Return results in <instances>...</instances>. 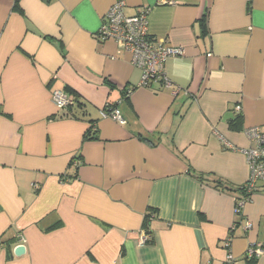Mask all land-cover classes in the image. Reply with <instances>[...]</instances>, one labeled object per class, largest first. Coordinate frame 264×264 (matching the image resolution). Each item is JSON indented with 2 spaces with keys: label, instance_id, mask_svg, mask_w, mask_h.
I'll use <instances>...</instances> for the list:
<instances>
[{
  "label": "crops",
  "instance_id": "obj_1",
  "mask_svg": "<svg viewBox=\"0 0 264 264\" xmlns=\"http://www.w3.org/2000/svg\"><path fill=\"white\" fill-rule=\"evenodd\" d=\"M116 1L0 0V264H247L249 249L264 264L263 182L234 213L245 132L264 131V0H121L183 51L169 89L135 88L130 57L97 37Z\"/></svg>",
  "mask_w": 264,
  "mask_h": 264
},
{
  "label": "built area",
  "instance_id": "obj_2",
  "mask_svg": "<svg viewBox=\"0 0 264 264\" xmlns=\"http://www.w3.org/2000/svg\"><path fill=\"white\" fill-rule=\"evenodd\" d=\"M125 2L116 1L104 16L97 37L102 41H114L118 47L130 57L133 67L140 71V80L135 88H150L155 84H161L164 88H171V83L165 74V63L168 59L183 55V51L169 44L167 41H159L151 37L148 33L147 12L140 15L127 17L124 14ZM129 89L127 96L135 89ZM54 106L61 111H67L73 106V99L65 92L55 90L51 95ZM239 110V107H236ZM101 118L110 119L119 124L124 121L118 110L106 107L100 112ZM249 147L242 151L249 169V176L246 183L240 190V196L235 199L234 213L240 216L241 210L250 196L257 191V184L264 183V131L261 127L248 128L245 132ZM76 165V164H75ZM37 189L36 185H32ZM245 230L251 228V224H244ZM17 245L24 246V239L21 234L16 236ZM150 239L147 233H143L141 244H145ZM232 237L229 236L223 241V247L228 250ZM261 253L260 250L249 249L245 256L256 258ZM232 256L226 255V261L232 262Z\"/></svg>",
  "mask_w": 264,
  "mask_h": 264
},
{
  "label": "trees",
  "instance_id": "obj_3",
  "mask_svg": "<svg viewBox=\"0 0 264 264\" xmlns=\"http://www.w3.org/2000/svg\"><path fill=\"white\" fill-rule=\"evenodd\" d=\"M123 99L124 100H127V94L124 93L123 94ZM74 103L76 102V100H73ZM108 107L112 108V109H115V105H110V104H107ZM106 106V107H107ZM72 107V106H71ZM70 107V108H71ZM105 107V108H106ZM67 109V111L69 112V109ZM92 135V129L89 130V133L87 134V139H90V140H95L96 137L95 136H91ZM189 175H191L192 177H194L197 181L203 183V182H207L208 180L207 179H211L210 182L213 183V186L216 188V189H219L220 191H225V192H235V190L231 189L229 187V185L227 183H225L224 181H222L221 179L219 178H216L215 176H213L212 174H204V173H195V172H192L189 170L188 172ZM242 187H240L239 190H241ZM238 190V191H239ZM149 222H150V216L149 215H145L144 217V223H143V226H144V229L147 231V234H148V225H149ZM232 237V235H230ZM17 239V238H16ZM17 242V241H16ZM16 246V245H15ZM14 246V247H15ZM13 247V248H14ZM10 248V247H9ZM11 250L12 248L9 249V254H12L11 253ZM245 260L247 261V264H254L255 261H256V258H247L245 257Z\"/></svg>",
  "mask_w": 264,
  "mask_h": 264
},
{
  "label": "water",
  "instance_id": "obj_4",
  "mask_svg": "<svg viewBox=\"0 0 264 264\" xmlns=\"http://www.w3.org/2000/svg\"><path fill=\"white\" fill-rule=\"evenodd\" d=\"M24 253H25V247L24 246L16 247L13 251V254L16 257L22 256Z\"/></svg>",
  "mask_w": 264,
  "mask_h": 264
}]
</instances>
